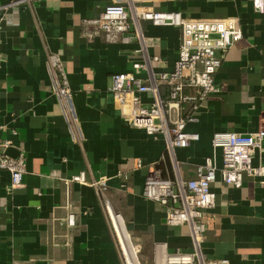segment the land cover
I'll list each match as a JSON object with an SVG mask.
<instances>
[{"label":"crops","instance_id":"crops-1","mask_svg":"<svg viewBox=\"0 0 264 264\" xmlns=\"http://www.w3.org/2000/svg\"><path fill=\"white\" fill-rule=\"evenodd\" d=\"M110 2L0 0V139L10 143L8 156L25 158L18 188L9 189V173L0 168V264H123L94 188L65 181L81 171L88 182L107 177V198L141 264H153L156 243L169 252L192 249L188 227L166 225L163 207L141 193L148 168L173 178V161L161 138L132 127L115 106L111 74L144 73L131 66L138 42L109 39L88 21ZM133 6L178 10L192 19L235 17L242 29L214 74L221 92L203 101L186 125L198 132V141L173 152L186 180L210 154L213 132L264 127V16L249 0H128V12ZM139 23L146 52L163 61L157 70H170L179 29ZM50 55L69 87L65 101L54 93L61 76ZM263 161L264 141L253 152L254 163ZM255 180L244 176L235 187L218 176L211 185L215 205L201 243L207 258L264 264V188Z\"/></svg>","mask_w":264,"mask_h":264},{"label":"built area","instance_id":"built-area-1","mask_svg":"<svg viewBox=\"0 0 264 264\" xmlns=\"http://www.w3.org/2000/svg\"><path fill=\"white\" fill-rule=\"evenodd\" d=\"M21 1L14 0V3ZM249 1L254 11L264 16V0ZM127 2L111 0L94 19L88 21L95 23L109 39L117 37L121 43L138 42V47L132 50L137 56L131 66L134 70L143 71L144 77L137 76L134 71L112 73L109 89L120 116L132 127L143 129L154 138H161L166 153L173 161V178L162 175L160 169L150 166L141 193L163 207L166 225L188 227L192 249L169 252L165 243H156L153 264H235L228 258H207L201 251L208 225L207 213L215 205L216 194L211 185L219 176L222 182L239 187L243 177L249 176L264 188V161L253 162L254 150L260 149L264 141V127L251 132H213L210 154L195 166L194 176L186 180L180 177L173 152L176 148L188 147L198 141V132L187 129L186 125L196 120V113L203 101L221 92L214 83V74L225 51L242 37L240 23L235 17L192 19L178 10H155L149 6H133L130 13L126 8ZM141 19L153 25L179 29V46L170 70H157L163 63L161 57L146 52L139 23ZM49 62L55 76L57 73L61 76L54 93L65 101L69 87L61 64L54 55L49 56ZM142 95H147L151 100L143 101ZM9 144L8 140L0 139V168L8 171L9 189L12 190L22 185L25 158L23 154L8 156L4 149ZM135 164L136 167L141 166L138 160ZM65 181L85 183L94 188L123 264H141L129 236L128 243L124 239L119 215L107 198V177L88 182L81 171ZM73 216L71 212L67 214L70 225L74 223Z\"/></svg>","mask_w":264,"mask_h":264},{"label":"bare ground","instance_id":"bare-ground-1","mask_svg":"<svg viewBox=\"0 0 264 264\" xmlns=\"http://www.w3.org/2000/svg\"><path fill=\"white\" fill-rule=\"evenodd\" d=\"M122 232H123V234H124V239L127 241V243H128V236H127V234H126V232H125V230L122 228Z\"/></svg>","mask_w":264,"mask_h":264}]
</instances>
